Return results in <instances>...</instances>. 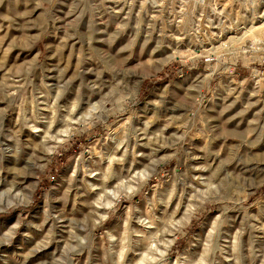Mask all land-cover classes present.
I'll use <instances>...</instances> for the list:
<instances>
[{
	"label": "rangeland",
	"instance_id": "1",
	"mask_svg": "<svg viewBox=\"0 0 264 264\" xmlns=\"http://www.w3.org/2000/svg\"><path fill=\"white\" fill-rule=\"evenodd\" d=\"M264 0H0V264H264Z\"/></svg>",
	"mask_w": 264,
	"mask_h": 264
},
{
	"label": "built area",
	"instance_id": "2",
	"mask_svg": "<svg viewBox=\"0 0 264 264\" xmlns=\"http://www.w3.org/2000/svg\"><path fill=\"white\" fill-rule=\"evenodd\" d=\"M252 77L256 81H264V49L255 69L252 71Z\"/></svg>",
	"mask_w": 264,
	"mask_h": 264
}]
</instances>
